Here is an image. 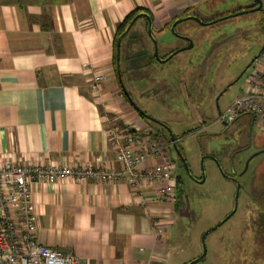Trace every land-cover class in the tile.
<instances>
[{
    "label": "crops",
    "instance_id": "obj_1",
    "mask_svg": "<svg viewBox=\"0 0 264 264\" xmlns=\"http://www.w3.org/2000/svg\"><path fill=\"white\" fill-rule=\"evenodd\" d=\"M216 1L0 0V160L120 170L111 126L122 122L143 137L164 133L120 92L112 63L117 25L140 7L158 33ZM93 73L105 76L97 89ZM31 196L37 240L80 264H167L175 198L158 200L156 185L66 178L31 185Z\"/></svg>",
    "mask_w": 264,
    "mask_h": 264
},
{
    "label": "rangeland",
    "instance_id": "obj_2",
    "mask_svg": "<svg viewBox=\"0 0 264 264\" xmlns=\"http://www.w3.org/2000/svg\"><path fill=\"white\" fill-rule=\"evenodd\" d=\"M253 2L205 3L198 10L183 13L195 14L202 22L187 16L174 30L167 26L162 32L153 31L160 59L179 49L163 62L148 57L153 41L146 37L143 20L131 29L142 36L147 55L141 60L144 65L135 69L131 62L121 63L125 69L123 84L132 101L180 136L184 157L194 175L199 174L202 154H206L202 183L192 181L186 169L175 164L179 195L174 200L173 241L167 264H182L199 256L204 232L234 206L232 215L206 234L205 256L193 264H264V213L257 201L264 191V130L251 123L249 114L229 125L219 118V113L244 89L252 62L264 45V0L262 10L241 9ZM227 14L232 17L203 23ZM180 34H186L188 40ZM189 41L191 46L187 47ZM139 46L131 44L130 52ZM116 124L124 126L122 122ZM152 130L158 129L154 126ZM159 131L167 141L168 132L163 128ZM172 147L171 157L176 159ZM250 156L245 169L244 162ZM230 165L240 174L236 205V185L221 172L229 173Z\"/></svg>",
    "mask_w": 264,
    "mask_h": 264
},
{
    "label": "built area",
    "instance_id": "obj_3",
    "mask_svg": "<svg viewBox=\"0 0 264 264\" xmlns=\"http://www.w3.org/2000/svg\"><path fill=\"white\" fill-rule=\"evenodd\" d=\"M105 79L101 73L91 76L92 88ZM249 114L253 123L264 130V48L252 62L244 89L219 118L231 122ZM126 125H113L109 134L116 145V171L106 166L69 165L67 163H24L0 160V264H80L75 254H63L36 238L37 214L31 185L71 178L78 182H112L123 178L133 188L156 185L158 200L172 201L176 192L175 162L167 141L155 133L143 137ZM156 160L155 163H150ZM158 232H162L159 228Z\"/></svg>",
    "mask_w": 264,
    "mask_h": 264
},
{
    "label": "trees",
    "instance_id": "obj_4",
    "mask_svg": "<svg viewBox=\"0 0 264 264\" xmlns=\"http://www.w3.org/2000/svg\"><path fill=\"white\" fill-rule=\"evenodd\" d=\"M256 5H257V2H256V0H254V2L251 5L245 6V7L241 8V9H249V8H251L253 6H256ZM259 10H262V7ZM139 13H147L150 16L151 20H152L151 14H150V12L147 9L137 7L135 9H133L132 11H130L129 13H127L124 16V18L122 19V21L117 25V28H116V31H115V35L113 37V58H112V63H113V68H114V73H115V77L116 78H117V73H116V59L115 58H116V41H117V38L124 32V30L128 26V24L131 21V19L134 16H136L137 14H139ZM227 15H229V14H227ZM229 17H232V15H229L228 18ZM140 19H142L143 22H144V26L143 27H144V30H145V33H146V37L148 39H150V36L147 33L148 22H147V20H146V18L144 16H139L134 21V23L131 25L130 29L126 33H124L122 35L121 40H120V49H119V67H120V73H121L122 81H123V75H125V69L121 68V63L123 64L124 61L131 62V64L133 65V68L135 69L137 67L143 66L144 64L141 63V60L143 58L147 57L146 51L143 49L144 45L142 43V36L139 35L138 33H134V32L131 31L132 27ZM169 26H170V24H169ZM151 35L153 36L152 29H151ZM133 43L134 44L138 43V45H140V46H139V49H136V50H134V52L131 53L130 49H131V44H133ZM167 55H165V57ZM148 57L151 58V59H153L155 57L154 53H153V44H152V53ZM120 92L123 95V97L125 98V100L132 106L131 102L129 101L127 96L123 93L121 88H120ZM128 94L131 97V94L129 92H128ZM241 115H243V114H241ZM139 116L142 117L143 119H146L141 114H139ZM147 121L150 122L151 124H154L157 127L156 129H158V130L162 129L160 127V125L158 123L154 122L153 120L148 119ZM175 137H177V135H174V138ZM167 141H169V137H167ZM172 159H173V161H175L176 165L178 164L180 167L183 166L182 162L180 160H178L177 157H176V159H174V158H172ZM179 182H180V178L177 177L176 178V196H175V199L179 195V191H178V183ZM186 263L187 262H184L182 264H186Z\"/></svg>",
    "mask_w": 264,
    "mask_h": 264
},
{
    "label": "water",
    "instance_id": "obj_5",
    "mask_svg": "<svg viewBox=\"0 0 264 264\" xmlns=\"http://www.w3.org/2000/svg\"><path fill=\"white\" fill-rule=\"evenodd\" d=\"M256 2H257V5H256L255 7H252V8H250V9H248V10H259V9L262 7V2H261V0H256ZM139 16H144V17L146 18L147 22H148L147 33H148V35L150 36V38H152V41H153V53H154L155 58H157L159 61L163 62V61H166L167 59H169L172 55H174L175 53H177V52L179 51V49L174 50V51H172L170 54H168L164 59H163V58L160 59V58L158 57V54H157V45H156V42H155L153 36L151 35V18H150V16H149L147 13H139V14H137L136 16H134V17L131 19V21L129 22L128 26H127L126 29L124 30V32H123V33L117 38V41H116V58H115V59H116V73H117V79H118V82H119V84H120V86H121V89H122L123 93L127 96V98L129 99V101L131 102L133 108H134L139 114H141L142 116H144L145 118L150 119V120H153L154 122L158 123L159 125L164 126L162 122H160V121H158V120H156V119H153L151 116H149L148 114H146L145 112H143L141 109H139V108L135 105V103L132 101L131 97L129 96V94H128V92H127V90H126V88H125V86H124V84H123L122 77H121V73H120V67H119V49H120V40H121L122 35H123L124 33H126V32L130 29L131 25L134 23V21H135ZM189 17H192V16H189ZM192 18H193V17H192ZM194 19L199 20V19H197V17H194ZM199 22H200V21H199ZM175 23H176V22H175ZM175 23H174L173 25H171V30H174V25H175ZM187 40H188V39H187ZM190 46H191V42L189 41V46H187V47H190ZM263 48H264V45L261 47V50H262ZM222 123L225 124V125H229V124H230V122H226V121H224V120L222 121ZM166 130H167L168 135H169V141H170V143L172 144L175 153L177 154V156H179L180 158H182L181 154L179 153V150L177 149V147H176V145H175V138H174L173 133L170 131V129H169L168 127L166 128ZM253 155H254V154H253ZM253 155H252V156H253ZM252 156H250V157L247 159V162L245 163V166H247L248 160L251 159ZM203 159H204V156L201 158L202 178H201L200 182H203V181H204V178H205V176H204V171H203V167H202V166H203V165H202ZM182 160L184 161L183 158H182ZM184 165H185L186 170L188 171V167H187L185 161H184ZM221 172H222L223 175H225V174L223 173L222 169H221ZM238 193H239V183L236 184V192H235V195H234L235 205H236V201H237ZM234 211H235V206H234V208L232 209V211H231L227 216H225V218H223V219H222L220 222H218L216 225H214L213 227H211L210 229H208V230H206V231L204 232V234L202 235V238H201V242H202V246H203L202 253H201L199 256H197V257L193 258L192 260L188 261L186 264H193V263H195V262H197V261H199V260H201V259L204 258V256H205V252H206V248H205V244H204V238H205L206 234H207L209 231L213 230L215 227L219 226L221 223H223V222H224L229 216L232 215V213H233Z\"/></svg>",
    "mask_w": 264,
    "mask_h": 264
},
{
    "label": "flooded vegetation",
    "instance_id": "obj_6",
    "mask_svg": "<svg viewBox=\"0 0 264 264\" xmlns=\"http://www.w3.org/2000/svg\"><path fill=\"white\" fill-rule=\"evenodd\" d=\"M253 7H255V6H253ZM252 8V7H251ZM250 9V8H249ZM248 10V9H247ZM232 15V14H231ZM189 17V16H192L193 18L194 17H197L195 14H190V15H184V16H180L179 18H176V19H174L171 23H170V28H171V25L173 24V22H175L176 21V23H175V25L177 24V23H179L182 19H184L185 17ZM228 16L229 15H225V16H221V17H218V18H216V19H212L211 21H209V22H203V23H213V22H216V21H218V20H222V19H226V18H228ZM178 19V20H177ZM197 19H198V17H197ZM199 21V20H198ZM200 22H202V21H200ZM175 25H174V28H175ZM176 34H177V36H178V32H176ZM187 37L188 36H186V34H183V35H181L180 34V38H182V39H185V40H187ZM172 52V51H171ZM170 52V53H171ZM169 53V54H170ZM220 114V113H219ZM241 116V115H240ZM239 116V117H240ZM239 117H237V118H239ZM236 118V119H237ZM250 119H251V123H252V121H253V119H252V117L250 116ZM235 120V119H234ZM253 124V123H252ZM251 124V125H252ZM163 125L164 126H161L160 125V127H162L163 129H165L166 130V128L168 127L164 122H163ZM167 131V130H166ZM173 135H176V134H173ZM181 139H180V137H179V135L177 136V137H175V145H176V147H177V149L179 150V153L181 154V156H182V158L184 159V161H185V163H186V165H187V167H188V164H187V161H186V159H185V157H184V153H183V151H182V147H181V145H180V141ZM171 147H172V144L170 143L169 144ZM244 148V147H243ZM172 149H173V147H172ZM174 150V149H173ZM176 154V153H175ZM204 155H206V154H202V156H204ZM176 156H177V154H176ZM177 158H178V160H180L181 162H182V167L183 168H185V165H184V161L182 160V158H180L179 156H177ZM246 159H248V158H246ZM215 160V159H214ZM251 159H249L248 160V163H249V161H250ZM216 161V160H215ZM217 162V161H216ZM240 162V161H239ZM247 162V160H245V162H244V167L243 168H245V169H247V167H248V163H247V166H245V163ZM229 168H230V171H229V173H227V172H223L225 175V178H227V179H229L230 181H232L235 185L237 184V183H239V177L238 176H240V174H238L239 173V171H235V169H234V166H229ZM242 168V169H243ZM186 169V168H185ZM204 171V170H203ZM223 171V170H222ZM185 172L187 173V175L189 176V178L192 180V181H194V182H196V183H202V182H200V180H201V178H202V170H201V168H200V172H199V174H197V175H194L191 171H190V169L188 168V171L187 170H185ZM240 184V183H239Z\"/></svg>",
    "mask_w": 264,
    "mask_h": 264
}]
</instances>
